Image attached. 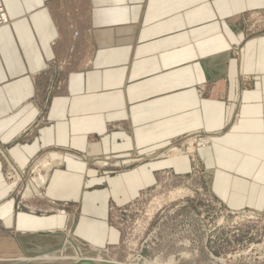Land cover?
Returning a JSON list of instances; mask_svg holds the SVG:
<instances>
[{
  "label": "crops",
  "instance_id": "0c3cea01",
  "mask_svg": "<svg viewBox=\"0 0 264 264\" xmlns=\"http://www.w3.org/2000/svg\"><path fill=\"white\" fill-rule=\"evenodd\" d=\"M0 6L15 20L0 27V224L7 235L60 234L93 248L117 241L110 204L153 185L161 162L101 176L88 161L146 153L198 130L214 138L199 155L214 170L220 199L233 209L264 205V32L250 34L242 21L246 11L264 9V0H0ZM64 57L75 69L65 90L46 101V67ZM41 153L61 157L63 165L49 171L38 205L69 202L71 213L16 212L3 155L23 168ZM173 157L175 169L188 167V159Z\"/></svg>",
  "mask_w": 264,
  "mask_h": 264
},
{
  "label": "rangeland",
  "instance_id": "374dc122",
  "mask_svg": "<svg viewBox=\"0 0 264 264\" xmlns=\"http://www.w3.org/2000/svg\"><path fill=\"white\" fill-rule=\"evenodd\" d=\"M0 8L6 11L3 6ZM242 21L250 34L264 32V9L246 11ZM74 35L79 36L75 32ZM241 49L236 47L234 54L240 57ZM68 58H61L65 62L53 59L47 65L49 76L45 82L42 81L41 87L46 94V101L62 89L65 90L66 75L75 69L69 65ZM198 91L203 94L206 91L205 84L199 85ZM239 118L240 113L234 112L233 124ZM229 125L227 123L225 127ZM28 133L29 129L23 136L27 137ZM210 136L212 135L198 130L176 137L167 146L146 153L135 152L120 159L111 155L93 157L88 161V167L101 176L161 162L153 185L144 187L126 203L110 204L108 224L119 232V239L108 242L103 247L93 248L70 236H30L11 229V233L20 236L17 239L2 231L0 224V264H69L86 259L120 264H165L172 256L179 257L174 264H264V205L261 208H229L213 191L214 170L208 169L199 155L200 149L212 145L206 142ZM176 148L183 150L178 158L185 157L189 160L187 168L175 169L169 163L175 157L167 153ZM3 156L8 159V162L4 159L5 180L15 185L16 212L36 215L64 210L72 212L74 207L69 202L52 201L45 206L38 205L45 199V184L38 189L40 196H36L35 189L29 196H24L25 188L31 187L30 183L39 176V172L45 171L43 161L52 165L53 162L62 160L61 157L41 153L28 166L20 168L7 155ZM107 157L111 158V166L97 164L96 159ZM137 157L140 161L136 160ZM130 159H135L131 165L114 166L122 160ZM62 165L63 163L60 166ZM177 189H184L189 193L170 201V192ZM67 239H71L77 247Z\"/></svg>",
  "mask_w": 264,
  "mask_h": 264
},
{
  "label": "bare ground",
  "instance_id": "6f19581e",
  "mask_svg": "<svg viewBox=\"0 0 264 264\" xmlns=\"http://www.w3.org/2000/svg\"><path fill=\"white\" fill-rule=\"evenodd\" d=\"M1 9V8H0ZM10 16L7 14V12L5 10H1L0 11V27L1 26H4V25H9L11 24L13 21V19L10 20ZM242 55V53H241ZM219 132H217L216 134H218ZM211 139V141H209ZM213 139L214 138H209L206 140V142L208 144H212L213 142ZM169 156L171 155L172 157L173 156H178V155H182L183 154V150L181 149H177L170 152V153H167ZM100 159V161H99ZM99 159H96L97 160V164L101 165V166H111L112 163H111V158L107 157V158H99ZM136 160L140 161V158H136ZM110 161V162H109ZM135 159H130V160H122L120 161L119 163H117L116 165L114 166H118V167H124V166H128V165H131L132 162H134ZM63 163L62 160L58 161V162H53L52 165H55V166H59ZM41 165V164H40ZM43 165L46 166V169L44 172H39V176H37V178H35L30 184H31V187L27 186L25 188V193H24V196H29L31 194V192H33V189H35L36 191V196H40V193H39V188H41V186H43L46 182H47V179H48V175H49V171H50V168L52 167V165L50 163H48L46 160L43 161ZM15 167V166H14ZM19 170V169H18ZM187 193H189L187 190H184V189H177L175 191H172L170 192V195L168 196V198L171 200H175L177 199L178 197H181V196H184V195H187ZM160 202V201H159ZM158 204V203H157ZM155 209V208H154ZM152 212V211H151ZM74 247H77V245H74L72 241H70V239H67ZM183 253V252H182ZM181 256L183 254H180ZM179 255V256H180ZM185 256V255H184ZM186 257V256H185ZM188 257V255H187ZM179 258V257H178ZM177 256H172L171 258H169V262L168 263H165V264H174L176 263L177 261Z\"/></svg>",
  "mask_w": 264,
  "mask_h": 264
},
{
  "label": "water",
  "instance_id": "95a60500",
  "mask_svg": "<svg viewBox=\"0 0 264 264\" xmlns=\"http://www.w3.org/2000/svg\"><path fill=\"white\" fill-rule=\"evenodd\" d=\"M16 264H26V263L25 262H18ZM69 264H120V263H113V262H106V261H95V260H91V259H86V260L73 261V262H70Z\"/></svg>",
  "mask_w": 264,
  "mask_h": 264
},
{
  "label": "built area",
  "instance_id": "2783aa9c",
  "mask_svg": "<svg viewBox=\"0 0 264 264\" xmlns=\"http://www.w3.org/2000/svg\"><path fill=\"white\" fill-rule=\"evenodd\" d=\"M1 11V10H0Z\"/></svg>",
  "mask_w": 264,
  "mask_h": 264
}]
</instances>
